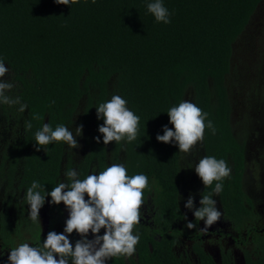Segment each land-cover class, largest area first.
Instances as JSON below:
<instances>
[{
  "label": "trees",
  "instance_id": "1",
  "mask_svg": "<svg viewBox=\"0 0 264 264\" xmlns=\"http://www.w3.org/2000/svg\"><path fill=\"white\" fill-rule=\"evenodd\" d=\"M149 2L79 0L66 6L55 0H0V59L9 68L3 79L15 85L9 95L28 106L20 112L19 105L0 103V146L9 148L12 171L26 165L24 185L42 174L50 180L70 148L60 141L36 151V131L50 123L75 135L83 125L76 139L85 141L91 155L100 157L107 147L124 149L127 174L146 175L155 183L160 212L173 213L181 151L156 135H163L164 125L173 128L167 111L184 100L207 112L217 129L215 135L205 130L206 155L228 165L230 155L240 160L243 145L232 134L237 119L232 90L247 88L248 106L264 116V0H163L171 13L168 24L156 22ZM246 53L254 58L252 75L242 72L249 66L243 63ZM113 95L140 117L133 142L103 143L96 107ZM248 116L245 110L240 117ZM222 193L229 189L224 186ZM156 253L160 264L173 260L163 246ZM248 264H264V255Z\"/></svg>",
  "mask_w": 264,
  "mask_h": 264
},
{
  "label": "flooded vegetation",
  "instance_id": "2",
  "mask_svg": "<svg viewBox=\"0 0 264 264\" xmlns=\"http://www.w3.org/2000/svg\"><path fill=\"white\" fill-rule=\"evenodd\" d=\"M249 110L250 107L247 110L250 116L239 117L232 122L235 123L232 134L243 145V151L239 161L232 155L229 157L231 175L223 180L229 193L213 195L216 207L223 213L220 220L202 231L203 221L195 219L193 213L183 206L189 194H193L196 207H199L200 193H212L217 183L214 181L213 185L205 187L194 170L196 163L206 156L203 139L189 153H180L175 211L160 212L155 183L150 182L151 191L144 192L141 221L133 229L134 234L140 235L135 254L131 258L113 257L106 264L115 261L121 264H160L156 259V250L160 246L172 254L173 260L169 264H248L249 259L264 255V116H253ZM77 141L80 147L65 148L60 168L49 173L50 180L45 174L37 180L46 192L59 182H68L65 172L70 168L78 172L80 179H84L114 163L125 165L124 149L107 147L99 157L91 155L92 149L85 145V141ZM8 150L0 146V264H8L11 249L21 243L42 247L47 233H62L69 217L63 202L51 204V197L46 196L39 212L40 222L30 218V206L25 199L29 186L24 185L22 179L26 165L18 164L17 169L12 171ZM232 185L236 187H230ZM188 220H192L196 227L188 229ZM104 231L101 229L100 235ZM80 238L75 231L69 236L73 247ZM93 238L90 232L88 239Z\"/></svg>",
  "mask_w": 264,
  "mask_h": 264
},
{
  "label": "clouds",
  "instance_id": "3",
  "mask_svg": "<svg viewBox=\"0 0 264 264\" xmlns=\"http://www.w3.org/2000/svg\"><path fill=\"white\" fill-rule=\"evenodd\" d=\"M78 2L55 0V3L66 6ZM95 2L92 0V3ZM147 11L156 22L171 23V13L164 6L163 0L149 2ZM8 72L9 68L0 59V103L19 105L18 111L24 112L28 108L27 104L22 103L19 96L9 95L15 85L3 79ZM96 114L98 120H103L98 131L103 135L105 145L122 141L130 143L137 139L140 117L127 107V101L120 95H113L109 101L100 103L96 107ZM167 115L173 128L164 125L163 135L157 134L156 140L175 144L181 152L189 153L197 142H202L206 129L216 134L217 129L208 119V113L191 101L184 100L178 106L171 107ZM33 118L39 119L38 116ZM31 127V121H26L25 128ZM82 132L83 125L75 128L74 135L65 125L53 129L50 123H44L35 133L36 151H40L41 146L60 141L72 149L78 148L80 145L76 137L81 136ZM95 140L100 143L99 136ZM194 170L205 187L217 182L212 193H200L199 207H196L193 194H189L183 205L193 213L195 219L203 221L202 231H206L223 215L216 207L213 195L223 191V180L231 175L232 169L224 159L206 155L196 163ZM65 177L68 182H59L50 192H46L38 181H33L25 194L30 206L29 216L34 222H40L39 212L45 204L46 196L51 197V204L59 205L63 202L69 213L63 232L49 231L42 247L21 243L12 248L8 254V264H106L113 257L131 258L140 240V235L134 234L133 229L141 221L144 192L151 191L148 177L144 174L129 176L122 163H114L84 179H80L78 172L70 168L65 172ZM186 227L193 229L196 225L188 220ZM101 229L105 230L103 235H100ZM74 231L81 238L76 240L73 247L69 236ZM90 232L94 237L91 240L88 239Z\"/></svg>",
  "mask_w": 264,
  "mask_h": 264
},
{
  "label": "rangeland",
  "instance_id": "4",
  "mask_svg": "<svg viewBox=\"0 0 264 264\" xmlns=\"http://www.w3.org/2000/svg\"><path fill=\"white\" fill-rule=\"evenodd\" d=\"M243 63L246 64L248 66V69L247 68H243L242 72H244L246 75H252L251 72H248V70H251L252 68V63H254V58L252 56L249 55V53H246L245 55H243ZM248 89L245 88V89H242L241 92H238V91H235V90H232V93H233V102L235 103L234 104V110H233V117L234 118H239L242 114H243V111H244V106H245V110L247 108V110L249 109L250 107V110L251 111V114L256 116V114H260V112H257V109L253 106H248L247 104V101H246V97H247V94H248ZM183 153L181 152V155Z\"/></svg>",
  "mask_w": 264,
  "mask_h": 264
}]
</instances>
